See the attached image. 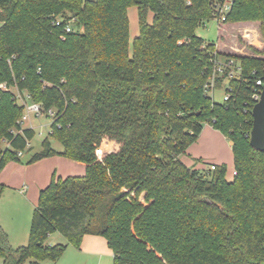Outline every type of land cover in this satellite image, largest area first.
I'll return each instance as SVG.
<instances>
[{
    "label": "trees",
    "instance_id": "16d2710c",
    "mask_svg": "<svg viewBox=\"0 0 264 264\" xmlns=\"http://www.w3.org/2000/svg\"><path fill=\"white\" fill-rule=\"evenodd\" d=\"M225 1L0 0V83L55 112L50 134L63 147L46 139L28 164L60 155L86 165L40 192L27 246L12 247L0 224V263L57 262L93 235L113 264H264V152L250 144L264 56L235 58L241 78L218 104L205 91L216 43L196 35ZM231 2L225 24L264 30V0ZM24 114L12 90L0 92V172L31 150ZM205 124L232 142V181L225 164L206 171L181 159ZM55 233L68 245H49Z\"/></svg>",
    "mask_w": 264,
    "mask_h": 264
},
{
    "label": "rangeland",
    "instance_id": "374dc122",
    "mask_svg": "<svg viewBox=\"0 0 264 264\" xmlns=\"http://www.w3.org/2000/svg\"><path fill=\"white\" fill-rule=\"evenodd\" d=\"M135 11L137 13L136 9ZM130 18L132 22L130 29L131 51L133 39L138 36V20L135 17L134 21L132 13H130ZM261 24L262 23L259 21L228 22L225 24L217 19H213L206 22L205 25L198 27L196 35L208 43H216L219 47L216 51L221 54V56L224 55L233 58H263L264 30H262ZM228 86L229 83L225 82L215 89L213 97L216 103H224V96ZM11 90L15 93L16 98H18L19 92L13 88ZM25 95L28 94L25 93L23 96ZM18 102L21 104L20 99H18ZM28 104H31V101L28 100ZM25 114L27 113L25 112ZM51 124L52 119L50 117H47L46 115L36 117L32 114L31 117L24 122L25 128H32L35 131V137L31 141V150L23 153V155L20 156L19 161L11 162L28 166V162L32 156L43 150L42 144L46 139L51 142L54 149L62 150V144L51 138ZM207 126L211 127V125L205 124L204 128H207ZM225 139L226 143H228L229 139ZM198 144L199 145L195 147V151L198 154L215 153V150L212 149L218 147L214 142L212 144L213 148L211 149L212 145L209 146L207 143V137ZM98 154L101 155V151H98ZM214 160H216V157L211 156L203 159V162L195 161V163H200L202 165L200 170L207 171L212 167ZM8 164H6V166ZM5 167L3 170H5ZM227 169V180L232 181L235 175L233 164L231 166L227 165ZM25 173L26 174H20V176H13L11 173H8L6 177L0 179V218L3 222L2 227L9 236L10 244L15 249L25 247L29 244L33 216L40 195L37 194L35 189L38 184L34 183L33 187V182H36V174L34 173V170H29V172ZM56 174L57 176H60L58 172ZM6 179H10V181H8L9 184L4 182ZM47 243L49 245H68L66 238L58 233L53 234L48 239ZM27 264H113V256L106 254L102 261H100L99 257L88 255L86 252L79 250L72 245H68L63 256L57 262L45 261L42 263H35L33 260H30Z\"/></svg>",
    "mask_w": 264,
    "mask_h": 264
},
{
    "label": "crops",
    "instance_id": "0c3cea01",
    "mask_svg": "<svg viewBox=\"0 0 264 264\" xmlns=\"http://www.w3.org/2000/svg\"><path fill=\"white\" fill-rule=\"evenodd\" d=\"M137 10V13L135 11ZM130 13H132V17L135 21V17L138 20V35H139V13L138 8L131 7L128 9V16L130 21V29L132 26ZM154 14L152 12L148 15V22L152 23ZM2 24H0V27ZM137 32V31H136ZM138 37V36H137ZM136 39L134 37L133 41ZM133 44V43H132ZM217 46V45H216ZM217 49L219 47L217 46ZM23 128L25 126L23 125ZM205 137H207V143L209 146H211L214 142L216 143V146H218L216 149H212L213 145L211 146L212 150H215V153L210 154H198L195 151V147L199 145L198 143L202 142ZM227 138L222 132L219 130H216L214 127H208L204 128L199 139L196 143H194L187 151V155L182 157V161L185 165L188 167H193L195 169H200L202 165L200 163H195V161H202L203 159H206L215 156L216 160H214L213 165H232L234 166V153H233V145L232 142L229 140L228 143H226ZM58 152H61L62 150H57ZM211 155V156H210ZM4 169V168H3ZM2 169V170H3ZM29 170H34V173L36 174V182L38 186L35 187L37 194H40V192L46 188L51 180L54 174L57 172L59 173L60 177L66 178L70 176H83L86 172V165L80 162H75L72 160H69L63 156L56 155L54 157L43 159L37 163L34 164H28V166H24L22 164L17 163H9L5 170L0 172V179L6 177L8 173H11L13 176H20V174H26L25 172H29ZM234 174H235V167H234ZM57 175V174H56ZM10 179H6L4 182L6 184H9ZM4 188V186H3ZM3 226V222L0 218V224ZM52 236V235H51ZM50 236V237H51ZM79 250H82L86 252L88 255L99 257V260L102 261L104 256L106 254L113 256L112 251L109 249L106 239H104L101 236H93V235H86L82 241L81 248Z\"/></svg>",
    "mask_w": 264,
    "mask_h": 264
},
{
    "label": "built area",
    "instance_id": "2783aa9c",
    "mask_svg": "<svg viewBox=\"0 0 264 264\" xmlns=\"http://www.w3.org/2000/svg\"><path fill=\"white\" fill-rule=\"evenodd\" d=\"M232 2L231 0H227L225 2L217 3L216 5V11L218 14L217 20L221 21L224 23L226 20V14L230 11L231 9ZM57 26L60 25V21L56 23ZM73 31V21H71L68 26L66 27V33H71ZM217 51L213 53V72L212 74L208 77V80L205 84V91L206 93L213 97V93L215 89L218 87L217 83L218 81H223V83L228 82L231 79L235 78H241V72H242V67L240 63L233 57H227L224 56ZM257 86L252 94V99L256 102V104L260 101L262 92L264 90V82L262 80L257 81ZM13 87H9L7 83H0V92L1 91H10ZM13 89H17V87H14ZM19 92V91H18ZM233 89L230 87V85L227 87L225 96H224V103H227L231 100L233 97ZM21 100V104L25 107V112L27 114H24L22 119L19 121V124L23 127L24 122L27 121L31 117L32 114H34L36 117H40L42 115H46L47 117H50L53 119L55 117V112L50 109V110H44L41 104L34 103L30 100L29 95L23 96L20 92L18 95V98ZM28 100L31 101V104H28ZM215 167L212 166L209 170H213Z\"/></svg>",
    "mask_w": 264,
    "mask_h": 264
},
{
    "label": "water",
    "instance_id": "95a60500",
    "mask_svg": "<svg viewBox=\"0 0 264 264\" xmlns=\"http://www.w3.org/2000/svg\"><path fill=\"white\" fill-rule=\"evenodd\" d=\"M253 129L250 144L253 148L264 152V90L260 101L253 109Z\"/></svg>",
    "mask_w": 264,
    "mask_h": 264
}]
</instances>
